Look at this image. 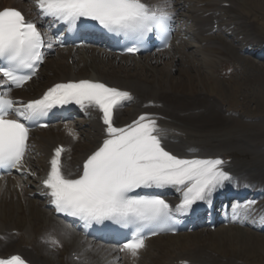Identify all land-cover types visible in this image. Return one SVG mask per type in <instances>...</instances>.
I'll return each instance as SVG.
<instances>
[{
  "label": "bare ground",
  "instance_id": "6f19581e",
  "mask_svg": "<svg viewBox=\"0 0 264 264\" xmlns=\"http://www.w3.org/2000/svg\"><path fill=\"white\" fill-rule=\"evenodd\" d=\"M250 1L253 7L248 4ZM32 3L33 0H0V8L16 7L28 13ZM167 3L172 9L186 10L185 14L194 22L200 42L195 54L201 57L202 65L194 64L190 56L192 47L187 41L170 54L167 59L175 58L176 62L166 63L165 70L156 66L162 61L160 56L147 55L138 62L130 57L100 54L97 48L60 51L48 62L50 75L33 90L18 96L34 95L54 82L78 79L127 91L131 99L122 101L124 105L115 110L118 125L124 127L141 114H151L164 130L162 140L169 151L180 158L194 155L220 158L226 162L225 170L234 172L240 182L241 178L249 177L247 185L264 194V76L250 77V71H258L262 66L241 55L249 47L264 48V0H167ZM225 13L232 14L222 21L220 15ZM214 24L220 37H207L213 34ZM229 33L231 41L227 38ZM174 71L178 72L176 77ZM89 114L93 118L88 120L87 128H82V122L74 123L83 140L71 145L66 161L71 166L80 162L100 138L97 108L91 106ZM57 142L71 144L62 132L56 131L36 137V149L46 155ZM41 159L32 165L40 166ZM7 192L8 186L0 184V210L6 211L0 214V255L21 253L32 264H114V255L106 246L71 231L37 200H28L25 192L9 198ZM259 204L264 206V198L256 206ZM245 230L237 226L213 231L202 228L200 232L152 238L138 264H172L180 260L189 264H264V256L257 253L264 244V236L253 228ZM53 240L58 243L53 244ZM205 240L215 243H204ZM217 240L224 245L237 240L240 247H246L229 251L224 245L215 246Z\"/></svg>",
  "mask_w": 264,
  "mask_h": 264
},
{
  "label": "snow or ice",
  "instance_id": "6c2138e0",
  "mask_svg": "<svg viewBox=\"0 0 264 264\" xmlns=\"http://www.w3.org/2000/svg\"><path fill=\"white\" fill-rule=\"evenodd\" d=\"M36 7L35 19L25 18L16 8L0 9V86H23L43 61V49L53 47V37L41 31L37 20L51 18L50 27L62 22L68 30L93 21L107 32L133 41L126 51L135 53L153 30L167 35L173 19L167 0L163 4L147 0H36ZM10 91V87L0 91V169L15 168L21 175L27 171L28 123L57 105L69 103L82 109L92 106L102 113V143L83 161L78 174L62 171L65 149L57 147L42 180L47 189L44 194L57 213L78 218L85 225L111 221L132 229L120 251L133 257L145 246V230L156 235L153 229L162 230L173 219V211L183 213L197 201H210L225 182L233 180L220 158L184 159L166 150L164 130L151 114H141L124 127L115 126L114 109L131 99L127 91L88 79L57 83L42 98L27 103L11 99ZM165 187L182 193L175 210L160 195L137 191ZM251 204L254 201H245L242 206ZM0 264L26 262L11 255L0 258Z\"/></svg>",
  "mask_w": 264,
  "mask_h": 264
},
{
  "label": "rangeland",
  "instance_id": "374dc122",
  "mask_svg": "<svg viewBox=\"0 0 264 264\" xmlns=\"http://www.w3.org/2000/svg\"><path fill=\"white\" fill-rule=\"evenodd\" d=\"M249 5H250V7H253L254 5H253V3L250 1L249 3H248ZM188 7L190 8L191 6H187V9H188ZM192 8V7H191ZM255 9V8H254ZM257 9V8H256ZM184 12H186V10H184ZM187 13V12H186ZM232 13H225L224 15H221L220 16V19H222V21H224L225 19H226V17H228L229 15H231ZM230 17V16H229ZM228 17V18H229ZM192 23H190V24H188L187 26H186V28L187 29H189V30H192L191 28H192ZM192 33H189V35H187V37H188V42L190 43V46L192 47L191 48V50H190V56L194 59V64H196V63H198L199 65H202V60H201V57H199V55H198V58L196 57L197 56V54H195V50L198 48V46H199V44H200V42L199 41H197L196 40V35L194 34V32L193 31H191ZM218 33V32H217ZM227 34V33H226ZM231 34L229 33V36H230ZM207 36V35H206ZM207 37H220V36H217V35H215V36H212V35H210L209 34V36H207ZM230 41L232 40V37L230 36V37H227ZM231 38V39H230ZM198 42H199V44H198ZM236 43H238V41H236ZM189 45V44H188ZM231 45H235V43L234 42H232L231 43ZM181 48V47H180ZM180 48H178V49H180ZM257 47H255V48H251V47H249V49H248V53H252V54H255L256 52H254L253 50H255ZM199 49V48H198ZM247 49V48H246ZM192 50L194 51V52H192ZM246 51V50H245ZM170 55V54H169ZM243 57H250L249 59L251 60V62H254V63H256V64H258V66H262V69L261 68H259L258 69V71H254V72H251L250 71V73H249V76L250 77H254V76H264V59H259V58H253V57H251L250 56V54H248L247 55V53L246 54H244V53H242L241 54ZM200 56H202V58H203V55H200ZM169 57H171V55L169 56ZM62 59V58H61ZM161 63L159 64V65H156V66H158V67H161L162 69H164V67H165V69H167L166 68V63H171V62H173L174 61V64H175V58L174 59H167V56L165 57V58H162L161 57ZM168 60V61H167ZM197 60V61H196ZM201 61V62H200ZM71 62H73V63H75V60L74 61H71ZM72 64V63H71ZM124 65V64H123ZM69 66V65H68ZM140 66V65H139ZM48 65H46L45 67H44V69H43V71L41 72V75H42V77L41 78H43L44 79V77L45 76H48V75H50V72H49V70H48ZM141 67V66H140ZM139 68V67H138ZM142 68H139L138 69V71H140V73H143V70H141ZM164 69V70H165ZM171 69V68H170ZM202 70H204V69H202ZM178 75V72L176 71H174L173 72V76H177ZM41 78L39 79V80H41ZM254 104H250V107L252 106L253 108H255V106H253ZM249 108H246V110H248ZM4 202L5 201H3L2 203L4 204ZM6 211H5V209H3V210H0V214H3V213H5ZM9 211H7V213H8ZM245 231H247V229L245 230ZM198 232H200V230H198ZM257 233H259V232H257ZM261 236H264V234H261ZM210 240H205L204 241V243H208ZM234 241V242H233ZM230 240V241H228L229 242V244H223V242H221V240H217L216 241V244H215V246H217V245H221V246H225L226 247V249L227 250H229V251H239V250H242V249H244L246 246L245 245H243L242 247H240L239 246V244L237 243L238 241L237 240ZM209 243H215V242H209ZM235 243V244H234ZM186 244V243H185ZM260 247V248H259ZM258 247V250H257V253H259L261 256H264V244H261L260 246ZM261 250V251H260Z\"/></svg>",
  "mask_w": 264,
  "mask_h": 264
}]
</instances>
